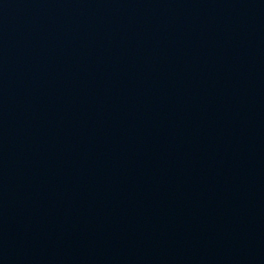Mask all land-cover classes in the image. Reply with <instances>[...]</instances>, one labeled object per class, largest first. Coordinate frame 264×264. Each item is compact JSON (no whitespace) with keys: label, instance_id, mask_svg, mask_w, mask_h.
<instances>
[{"label":"water","instance_id":"water-1","mask_svg":"<svg viewBox=\"0 0 264 264\" xmlns=\"http://www.w3.org/2000/svg\"><path fill=\"white\" fill-rule=\"evenodd\" d=\"M0 264H264V0H0Z\"/></svg>","mask_w":264,"mask_h":264}]
</instances>
